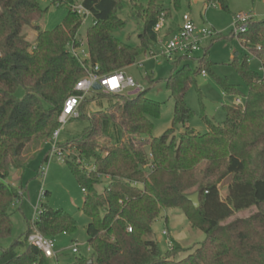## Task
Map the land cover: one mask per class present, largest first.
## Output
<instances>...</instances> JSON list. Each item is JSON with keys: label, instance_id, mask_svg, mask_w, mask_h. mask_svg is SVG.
Wrapping results in <instances>:
<instances>
[{"label": "trees", "instance_id": "16d2710c", "mask_svg": "<svg viewBox=\"0 0 264 264\" xmlns=\"http://www.w3.org/2000/svg\"><path fill=\"white\" fill-rule=\"evenodd\" d=\"M128 1L139 8L143 21L138 45L115 35L126 26L119 15L125 0H54L67 3L69 12L63 23L49 30L37 22L45 12L40 0H0V264H67L59 255L47 257L28 242L30 222L22 235L2 246L14 229L10 206L21 194L7 178L12 168H26L30 157L23 158L30 146L35 144L37 151L50 142L60 127L65 100L77 93L76 82L95 63L99 73L111 74L152 51L159 38L155 26L161 14L171 9L163 0H150L147 5ZM204 1L229 8V0ZM75 4L93 17L86 34L90 56L83 63L70 51L73 42L79 43L83 24ZM173 4L179 9L181 0ZM27 25L36 30L33 41L23 32ZM166 30L169 35L174 32L170 26ZM234 34L264 69V19L252 18L246 31ZM192 54L177 55L174 62L182 66L166 78L175 109L173 125L162 135H153L152 120L161 115L162 104L141 90L111 94L115 99L108 110L99 117L83 114L89 119L83 132L60 143L64 161L82 186V210L90 219L86 227L89 257L74 252L78 264H87L89 259L90 264H264V75L251 68L248 54L241 62L235 57L248 89L245 108L224 104L225 122L205 115L207 131L201 133L187 126L195 111L186 103V94L196 76L210 70L211 62L207 49L202 57ZM216 78L227 93H242L228 80ZM20 85L26 91L23 98L16 96ZM109 124L115 136L109 133ZM179 125L185 130L177 136ZM101 138H106V144ZM89 161L93 162L90 169ZM104 177L108 183L99 191ZM227 177L230 181L223 197L219 185ZM197 191L200 206L196 208L188 195ZM167 207L182 209L188 221L206 235L183 258L179 255L187 248L182 244L170 240L163 253L154 237L153 224ZM251 207L257 208L251 216L223 223ZM35 225L52 238L77 229L69 212L46 204Z\"/></svg>", "mask_w": 264, "mask_h": 264}, {"label": "rangeland", "instance_id": "374dc122", "mask_svg": "<svg viewBox=\"0 0 264 264\" xmlns=\"http://www.w3.org/2000/svg\"><path fill=\"white\" fill-rule=\"evenodd\" d=\"M81 1L76 0L78 3ZM149 1L139 0L144 5H147ZM163 3L170 7L171 13L163 12L159 18V21H163L164 26L159 31V38L154 43L152 52L160 55L154 56L150 51L147 54L142 53L136 62L125 68L124 71L141 86V90H147L146 94L149 98L161 102V115L152 120L154 122L153 135H162L173 125L175 109V102L167 88L166 78L174 68L182 66V64L176 65L174 62L177 55L168 57L161 54L170 39L166 27L170 26L174 31H177L181 24V16L185 13L190 14L195 22L197 35L202 37L201 33L204 29L212 34L203 39L201 49L194 51L191 55L202 57L205 49H207L208 59L211 62L210 70L206 71L205 74L200 72L196 76V83L190 87L186 94V103L195 111L187 126L204 133L207 131L205 115L214 119L215 122L223 124L226 120L224 104L245 108L248 89L237 70L234 58L237 57V61L241 62L249 51L239 35L234 34L235 16L238 13H249L256 20L264 19V0H229L228 9L223 8L219 2L209 3L204 0H181L179 9L174 7L173 0H163ZM40 5L45 9V12L37 22L43 29L49 30L57 27L64 22L69 12V5L65 2L58 4L54 0H40ZM138 9L130 1L125 0L123 8L119 10V15L126 21V26L117 30L115 35L131 45L139 44V34L143 29V21L137 12ZM92 24L93 17L90 16L82 24L78 33L79 38L84 41L81 48L85 51L88 50L86 44L87 29ZM23 32L29 40H34L36 30L31 25L25 26ZM248 55L250 56L251 68L264 75V69L259 59ZM148 76L152 77L153 83ZM216 76L228 80L242 93L239 95L227 93L217 81ZM131 90H127L126 94H133L130 93ZM25 93V88L22 85L18 86L16 96L23 98ZM103 93L93 92L81 103L80 115L68 121L61 128V143L72 140L83 132L89 124V119L85 118L83 114L86 117H99L103 110H108L109 103L115 98L109 93ZM184 130L185 126L179 125L176 135L179 136ZM108 131L111 135H116L113 124H109ZM101 141L106 144L107 140L101 138ZM36 147L33 144L24 153L23 159L27 160L30 157L26 168L23 171L12 168L10 176L7 178V182L14 184L21 194L10 206L14 229L12 235L2 242V246H8L14 238L22 235L27 230L29 222L32 229L35 209L40 211L41 206L46 204L55 209H64L76 219V231L74 233H61L55 237V240L60 261L67 264H78L75 259L76 254L73 252L75 244L79 245L78 254L89 257L86 227L90 219L82 210L84 200L82 186L65 161L59 160L56 155H50V142L41 150L36 151ZM47 154L49 155L48 160L45 159ZM92 165L93 162L89 161L87 168L90 169ZM41 166L46 168L45 175L40 171ZM229 181L230 177H227L219 185L223 197L226 195ZM107 183L108 179L104 177L103 184L98 186V190L102 191L103 185ZM256 211V207L238 211L223 223H229L237 218L249 217ZM153 231L163 253L168 251L170 240H175L187 248L180 253L179 258L185 257L190 252V247L202 242L206 237L202 230L197 229L188 221L180 208H163L161 216L153 224Z\"/></svg>", "mask_w": 264, "mask_h": 264}, {"label": "built area", "instance_id": "2783aa9c", "mask_svg": "<svg viewBox=\"0 0 264 264\" xmlns=\"http://www.w3.org/2000/svg\"><path fill=\"white\" fill-rule=\"evenodd\" d=\"M74 9L82 16L83 23L91 16L89 10L84 8L81 4L75 5ZM254 18L249 13H238L235 16V33L246 31L250 20ZM164 26L163 21H158L155 26L156 31H160ZM202 37L196 34V25L191 15L185 13L181 17V24L177 31H174L170 35V39L165 47V50L161 53L164 56L172 57L173 55H180L186 53H193L194 51L201 49V42L206 37L212 35L210 31L206 29L202 30ZM79 43L74 42L70 45V51L76 56L82 63L85 59L89 58V50L85 51L81 48L84 41L82 38L77 37ZM154 56H159L155 52L150 51ZM149 53V52H148ZM147 54V53H146ZM100 66L95 63L93 68L90 69L87 75L76 82L75 91L77 93L70 95L64 102L63 109L59 115L60 127L56 129L50 138L51 149L50 155L58 156L59 160L64 161L65 152L60 146V134L61 128L71 119L77 118L80 115V105L86 96L96 92L93 88L94 83L99 82L102 85L101 91L109 94H126V91L132 89L130 93L141 91V86L138 85L135 80L128 76L124 70H119L111 74L99 73ZM206 72L203 71V74ZM43 175L46 174V168L41 166L40 169ZM39 211L36 208L34 219L32 221V231L28 235V242L40 249L47 257H56L58 255L55 238L44 235L40 232L35 225L38 218ZM131 231L132 229L129 228ZM89 250V248H88ZM79 251V245L75 244L73 252Z\"/></svg>", "mask_w": 264, "mask_h": 264}, {"label": "water", "instance_id": "95a60500", "mask_svg": "<svg viewBox=\"0 0 264 264\" xmlns=\"http://www.w3.org/2000/svg\"><path fill=\"white\" fill-rule=\"evenodd\" d=\"M93 88H94L95 90H98V91H99V90L102 89V85H101L99 82H96V83H94ZM188 199L194 204V206H195L196 208L200 206L199 192H198V191L195 192V193L189 194V195H188ZM90 263H92V259H89V260L87 261V264H90Z\"/></svg>", "mask_w": 264, "mask_h": 264}, {"label": "crops", "instance_id": "0c3cea01", "mask_svg": "<svg viewBox=\"0 0 264 264\" xmlns=\"http://www.w3.org/2000/svg\"><path fill=\"white\" fill-rule=\"evenodd\" d=\"M182 17V16H181ZM180 26V25H179Z\"/></svg>", "mask_w": 264, "mask_h": 264}]
</instances>
